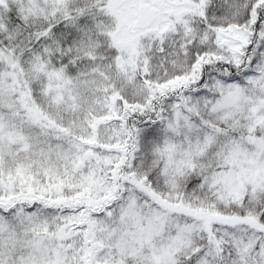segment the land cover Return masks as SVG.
I'll list each match as a JSON object with an SVG mask.
<instances>
[{"label":"snow or ice","instance_id":"obj_1","mask_svg":"<svg viewBox=\"0 0 264 264\" xmlns=\"http://www.w3.org/2000/svg\"><path fill=\"white\" fill-rule=\"evenodd\" d=\"M0 264H264V0H0Z\"/></svg>","mask_w":264,"mask_h":264}]
</instances>
